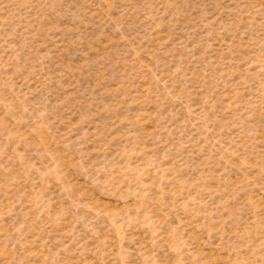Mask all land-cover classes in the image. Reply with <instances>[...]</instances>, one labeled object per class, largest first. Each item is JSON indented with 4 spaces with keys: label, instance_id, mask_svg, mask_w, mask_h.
I'll use <instances>...</instances> for the list:
<instances>
[{
    "label": "rangeland",
    "instance_id": "374dc122",
    "mask_svg": "<svg viewBox=\"0 0 264 264\" xmlns=\"http://www.w3.org/2000/svg\"><path fill=\"white\" fill-rule=\"evenodd\" d=\"M0 264H264V0H0Z\"/></svg>",
    "mask_w": 264,
    "mask_h": 264
}]
</instances>
